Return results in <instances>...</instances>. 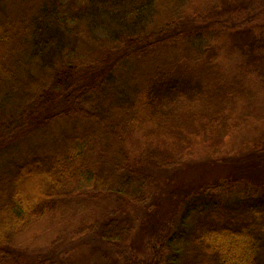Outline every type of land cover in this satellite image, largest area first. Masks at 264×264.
Masks as SVG:
<instances>
[{
    "label": "trees",
    "instance_id": "obj_1",
    "mask_svg": "<svg viewBox=\"0 0 264 264\" xmlns=\"http://www.w3.org/2000/svg\"><path fill=\"white\" fill-rule=\"evenodd\" d=\"M199 2L0 0V264H113L132 208L159 201L154 170L257 128L264 78ZM262 163L229 153L225 175L169 189L137 262L264 264V189L242 179ZM86 236L114 250L46 254Z\"/></svg>",
    "mask_w": 264,
    "mask_h": 264
},
{
    "label": "rangeland",
    "instance_id": "obj_2",
    "mask_svg": "<svg viewBox=\"0 0 264 264\" xmlns=\"http://www.w3.org/2000/svg\"><path fill=\"white\" fill-rule=\"evenodd\" d=\"M198 5L201 10L200 16H204L202 20L208 22L210 26L217 25L218 30L212 31L213 42L226 53L237 49L243 52V67L256 70L264 78V0H200ZM239 14L248 17L240 22ZM235 15L237 16L234 17ZM190 19L195 20V17L191 16ZM231 19L237 22L232 23ZM215 151H218L219 158L216 157ZM229 153L243 164L244 161H252L255 158L263 161L262 166H257L255 171H245L242 179L243 182L264 189V105L257 128L247 126L220 143L202 142L189 150V155L179 168L154 170L159 175V201L152 208H132L128 216L135 225V232L125 247L127 249L124 248V254L118 260L115 259L113 264H139L137 258L145 254L143 248L150 227L162 224L167 215L168 208L163 200L166 201L168 190L180 184L187 187L190 182L191 186H195V181L199 179L196 178L201 175L206 179L218 177V174L225 175L228 167L223 170L224 166L215 164ZM98 246L107 253L114 250L100 239L86 236L56 249H48L46 254L50 258L60 260L69 254L88 253Z\"/></svg>",
    "mask_w": 264,
    "mask_h": 264
}]
</instances>
